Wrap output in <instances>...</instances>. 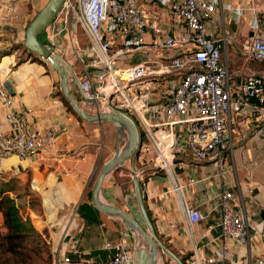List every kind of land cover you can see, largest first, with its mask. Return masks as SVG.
Here are the masks:
<instances>
[{
  "label": "crops",
  "instance_id": "1",
  "mask_svg": "<svg viewBox=\"0 0 264 264\" xmlns=\"http://www.w3.org/2000/svg\"><path fill=\"white\" fill-rule=\"evenodd\" d=\"M137 2L145 18L160 26L164 32L188 35L185 23L159 0ZM17 4V18L5 25L8 36L16 32L25 33L23 29L30 21L27 1L17 0ZM228 5L242 8V15L239 16ZM256 21L264 34V0H220L208 23L209 34L224 39L223 58L229 64L231 80L235 84L244 82L252 74L264 72V62L246 56L241 48V41L253 34ZM58 26L63 30L56 39V49L69 57V63L75 67L80 80L91 77L93 85L99 86L101 81L95 76L99 69L91 67L87 58L81 56L85 48L74 45L72 39H68L74 33L73 20L65 23L59 19ZM49 32L47 28L40 38L45 36L48 40ZM147 41L146 45L122 57L121 66H135L153 60L162 65L173 54L195 47L192 43H185L177 49H166L161 35L157 34H148ZM7 57V62L0 60V79L12 81L14 112L26 115L31 129L50 126L58 135L56 144L37 157L12 155L0 161L1 171L12 172L20 176L24 183L29 182L32 195L27 194L22 208L36 233L50 240L54 251L53 264L106 261L112 257L118 243H123L128 249L131 264H139L138 255L142 253L140 248L143 244L138 241V233L130 229L120 215L98 210L92 204L91 196L90 200L87 198L95 171L116 153L104 152L102 146L106 144L98 137L100 135L101 139H105L104 122H113L79 119L63 100L60 75L46 62L32 58L17 62L14 53ZM162 83L163 80L160 82L156 77H148L139 85L142 90L159 89L164 87ZM69 90L84 110L98 112L75 81H70ZM161 100L158 95L153 101ZM7 110V106L0 103V131L3 132L11 131L6 118ZM148 118L152 123L157 121L150 115ZM263 123L261 117L236 113L230 127L233 144L222 163L197 160L180 147V151L173 155L169 171L161 166L155 151L140 153V170L144 171L140 182L156 235L181 258L185 257L188 264H192L193 259L196 261L194 264H213L208 263V258L219 247L234 250L238 264H252L264 255V150L262 139L255 134ZM107 146L112 149L113 142L109 141ZM123 165L124 162L106 175L99 191V201L128 210L143 222V217L133 209L132 204L134 172L137 169L131 168L129 179ZM223 189L239 196L259 233H252L244 245L222 237L218 227L210 228L220 219L218 194ZM189 205L204 214L201 221L195 224L189 221L184 210V206ZM165 255L162 252L161 263L176 264Z\"/></svg>",
  "mask_w": 264,
  "mask_h": 264
},
{
  "label": "built area",
  "instance_id": "2",
  "mask_svg": "<svg viewBox=\"0 0 264 264\" xmlns=\"http://www.w3.org/2000/svg\"><path fill=\"white\" fill-rule=\"evenodd\" d=\"M159 2L185 23L188 35L164 32L145 18L137 0H65L48 27V45L56 48V39L63 30L58 26L59 19L65 23L75 19L81 25L89 40L81 56L87 58L91 67L99 69L95 76L101 81L95 87L91 77H86L80 80L81 87L98 112L127 110L141 124L146 140L142 141L140 153L155 151L161 166L169 171L173 155L180 147L197 160L222 163L233 144L230 127L235 114L244 112L264 121V72L252 74L240 84L231 80L229 64L223 58L224 39L213 37L208 31L220 0ZM228 8H233L239 16L243 13L242 8L232 5ZM17 16V0H0V35L5 25ZM253 28V34L241 41V48L246 56L264 61V34L257 21ZM148 34L161 35L166 49H177L185 43L195 47L173 54L162 65L153 60L121 66L122 57L148 43ZM148 77L163 80L164 87L142 90L139 83ZM158 95L162 100L154 102ZM13 102V95L0 79V103L8 108L6 118L11 126L10 132L0 131V161L12 155L37 157L52 148L58 139L50 126L31 129L26 115L14 112ZM255 134L262 139L264 150V123ZM143 174V170L134 172L139 179ZM218 198L220 219L210 228L218 227L222 237L234 239L239 245L246 244L252 233L259 234L235 192L223 189ZM184 210L193 224L204 218L196 207L184 206ZM114 249L110 259L95 264H131L132 258L123 243L116 244ZM218 261L238 264L235 251L222 247L208 258V263ZM191 262L196 263L194 259ZM252 264H264V255Z\"/></svg>",
  "mask_w": 264,
  "mask_h": 264
},
{
  "label": "water",
  "instance_id": "3",
  "mask_svg": "<svg viewBox=\"0 0 264 264\" xmlns=\"http://www.w3.org/2000/svg\"><path fill=\"white\" fill-rule=\"evenodd\" d=\"M64 1L65 0H47L46 3L36 11L25 27L24 46L30 52L40 54L58 72L61 78L63 95L71 104L74 111L82 119L87 121L106 120L115 123L117 127L126 125L130 133L128 144L122 150L116 151L115 155L100 169L91 191L92 204L100 211L120 215L126 221L128 227L135 230L140 238L143 239L144 243L147 245V250L145 252L141 251L142 253L138 255L139 264H161L162 252L170 257L176 264H186L184 260L175 253V251L165 245L157 237L154 224L145 205L139 177L134 176V183L138 205L144 219L143 222L140 221L134 213L128 210L99 201L98 195L101 185L109 172L119 167L128 158L131 159L134 169L135 158L139 156L141 151V133L137 121L128 112L115 109L113 112L103 111L88 113L80 106L75 97L71 94L69 90V83L71 80L75 81L77 85L81 87V82L76 71L56 48L49 46L40 40V35L46 31L56 19ZM4 84L10 94L15 95L12 81L8 80L4 82ZM83 95L87 99L84 90ZM130 222L132 226L130 225ZM218 264H223V262L219 261Z\"/></svg>",
  "mask_w": 264,
  "mask_h": 264
},
{
  "label": "rangeland",
  "instance_id": "4",
  "mask_svg": "<svg viewBox=\"0 0 264 264\" xmlns=\"http://www.w3.org/2000/svg\"><path fill=\"white\" fill-rule=\"evenodd\" d=\"M25 1H27L26 5L28 8V12L31 15L30 16L31 19L36 13V11L39 10L46 3L47 0H25ZM25 27L23 29L24 31H25ZM73 27H74V33H71L72 38H68V39L70 40L72 39L74 45H78L81 46L82 48H86L88 46L89 40L84 30L82 29L81 25L77 23L75 19H73ZM7 30L8 29L5 27L3 33L0 35V60H5V62H7L9 59L7 56L14 53L16 57L15 58L16 61L17 60L23 61L32 58V60L45 61L48 65H50L40 54L35 52H30L25 48L24 32L20 34L16 32L15 35L8 36ZM40 39L42 42L46 44H50L45 36H42ZM64 57L69 61V57L67 55H65ZM73 68L76 71L74 66ZM104 123H106L104 124L105 126L103 128V134L105 139H101L100 135L98 136L99 141L106 144V146L104 145L102 146L103 148L102 150L108 154H112L115 151L122 150L129 142L130 133L128 127H126V125L117 127L113 123H107V122ZM137 123L140 128L141 139L144 138L146 140V135L144 134V130L141 124L138 121ZM162 135L163 134H160V137H163ZM109 141L110 143L113 142L112 149L107 146V143H109ZM138 157L135 158L134 169L140 170L142 168V163L139 161ZM100 166L95 171L94 179L92 182H94L95 178L97 177L100 170ZM131 168H133V165L131 159L128 158L126 161H124L123 169L124 172L128 175L129 179L131 178L130 175ZM92 182L87 192L88 200H90V196H91ZM28 184H29L28 181L24 183L23 179L20 176H17V174L15 175L12 174V172H6L0 170V191L3 190L6 194L14 197L17 203L20 204L21 206L24 205V201L26 199L27 194L32 195L29 191ZM132 204H133V209H135L136 212H138L140 215L141 212L136 197V190H133ZM3 220H4L3 214L0 212L1 233L5 231V228L3 226ZM49 241H50L49 239L42 237L41 234H38L36 232L31 233L26 239L23 240V246L20 250V254H15V255L9 254L6 256L10 258L7 264H53L54 251H53V246ZM138 241L143 244L141 245L140 250L142 252H145L147 250L146 249L147 245L144 243L143 239L140 238V236H138Z\"/></svg>",
  "mask_w": 264,
  "mask_h": 264
},
{
  "label": "trees",
  "instance_id": "5",
  "mask_svg": "<svg viewBox=\"0 0 264 264\" xmlns=\"http://www.w3.org/2000/svg\"><path fill=\"white\" fill-rule=\"evenodd\" d=\"M62 97L68 108L77 114L68 100L64 96ZM77 116L79 119H82L78 114ZM141 140L145 141L144 138ZM0 212L3 214V226L5 228L4 232H0V264H7L10 258L6 256L9 254H20L23 240L31 233H35L36 230L31 223L29 216L24 214L22 206L17 203L14 197L6 194L3 190L0 191ZM182 259L188 264L185 257Z\"/></svg>",
  "mask_w": 264,
  "mask_h": 264
},
{
  "label": "bare ground",
  "instance_id": "6",
  "mask_svg": "<svg viewBox=\"0 0 264 264\" xmlns=\"http://www.w3.org/2000/svg\"><path fill=\"white\" fill-rule=\"evenodd\" d=\"M110 112H113V111H110ZM130 225L132 226L131 222H130Z\"/></svg>",
  "mask_w": 264,
  "mask_h": 264
}]
</instances>
